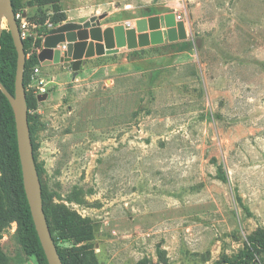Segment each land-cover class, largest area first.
<instances>
[{"label":"rangeland","instance_id":"obj_1","mask_svg":"<svg viewBox=\"0 0 264 264\" xmlns=\"http://www.w3.org/2000/svg\"><path fill=\"white\" fill-rule=\"evenodd\" d=\"M14 3L26 59L42 49L39 29L98 16L103 29L127 27L147 7L187 32L174 55L166 42L136 62L126 48L85 59L75 76L70 63L25 72L44 210L66 264H264V0ZM5 118L0 101V182L15 197ZM0 252V264H38L15 222Z\"/></svg>","mask_w":264,"mask_h":264},{"label":"water","instance_id":"obj_2","mask_svg":"<svg viewBox=\"0 0 264 264\" xmlns=\"http://www.w3.org/2000/svg\"><path fill=\"white\" fill-rule=\"evenodd\" d=\"M22 15L25 16V12ZM103 17H91L81 24L69 22L50 30L43 38L42 49L37 54L38 62L42 65L70 63L75 76L85 59L117 54L121 48L135 51L163 45L165 40L176 43L187 39L185 24L176 19L174 12L139 18L133 24H127V27L119 25L104 29L100 26ZM3 20L7 24L17 58L14 94H10L1 82L0 92L7 100L14 117L23 190L47 264H63L43 211L41 183L33 156L23 85L26 55L11 0H0V38ZM46 98V95H39L37 100L41 102ZM93 228L96 232L97 227L94 225Z\"/></svg>","mask_w":264,"mask_h":264},{"label":"trees","instance_id":"obj_3","mask_svg":"<svg viewBox=\"0 0 264 264\" xmlns=\"http://www.w3.org/2000/svg\"><path fill=\"white\" fill-rule=\"evenodd\" d=\"M12 8L14 13H17L16 6L14 0H11ZM25 11H22L23 13ZM165 11L156 9L154 7H147L142 10L140 18H146L158 15ZM18 26L20 27L19 21H17ZM39 35H46L49 33V30L45 31L44 29L38 30ZM45 35V36H46ZM23 48L25 55L27 54V48L30 44V40H24ZM165 47H168L172 50V55L184 52L188 49L189 44L187 42H179V43H171ZM157 48H149V49H141L132 51L129 53V59L133 62L138 61V57L144 54L145 50H154ZM16 51L14 48V44L10 33L8 30H2L1 38H0V82L3 87L10 93L14 94V80H15V71H16ZM38 64L37 55H32L29 59H26L25 67H24V74L27 70H29L33 65ZM162 70L155 69L151 71L154 73V77L161 73ZM23 85L24 83V75H23ZM30 98L26 96V104L28 108V124H29V131L31 137V128H30V120H29V105H30ZM0 101L3 104L6 118H5V125H6V132H7V154L8 159L10 160V166L14 173V179L11 185V188L15 191V197L12 193L3 188L0 182V239L3 230L8 227L11 223L15 222L18 226V229L22 231L26 240L30 241L33 248H34V256L38 262V264H47L46 258L40 246L33 221L31 218L30 210L26 201V197L23 190L22 185V178H21V170L20 164L18 159V152H17V144H16V134H15V125H14V117L12 110L5 99V97L0 92ZM32 143V139H31ZM33 147V144H32ZM34 156V152H33ZM35 161V159H34ZM36 165V163H35ZM5 166V158L3 155L0 154V173L4 172ZM36 170L38 173V168L36 166ZM39 176V174H38ZM40 179V178H39ZM41 183V182H40ZM42 192V187H41ZM42 201H43V211L47 220L46 212L44 210V197L42 194ZM47 224L55 243L58 255L63 264H66L64 261L62 254L60 252V245H61V238L62 236L59 233V230L53 231L50 229L49 222L47 220ZM3 259V255L0 252V261Z\"/></svg>","mask_w":264,"mask_h":264},{"label":"built area","instance_id":"obj_4","mask_svg":"<svg viewBox=\"0 0 264 264\" xmlns=\"http://www.w3.org/2000/svg\"><path fill=\"white\" fill-rule=\"evenodd\" d=\"M23 17H25V16H23L22 13H21L20 15L15 14V19H16V21H18V20L23 21V19H22ZM176 19H177V20H181L180 16H176ZM20 26L22 27L23 25H20ZM50 30H52L51 27H49V31H50ZM19 31H20V27H19ZM20 37H21V39H22V37H23V34L21 33V31H20ZM44 37H45V36H44Z\"/></svg>","mask_w":264,"mask_h":264},{"label":"crops","instance_id":"obj_5","mask_svg":"<svg viewBox=\"0 0 264 264\" xmlns=\"http://www.w3.org/2000/svg\"><path fill=\"white\" fill-rule=\"evenodd\" d=\"M159 16H162V15H164V14H158ZM167 41L165 40V42H164V44L166 43ZM163 44V45H164ZM162 45H160V46H154V47H148V48H144V49H149V48H159V47H161ZM141 50V49H140ZM136 51V50H135Z\"/></svg>","mask_w":264,"mask_h":264}]
</instances>
